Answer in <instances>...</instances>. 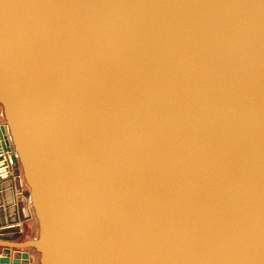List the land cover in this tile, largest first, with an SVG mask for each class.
<instances>
[{
    "label": "water",
    "instance_id": "1",
    "mask_svg": "<svg viewBox=\"0 0 264 264\" xmlns=\"http://www.w3.org/2000/svg\"><path fill=\"white\" fill-rule=\"evenodd\" d=\"M0 247L264 264V0H0Z\"/></svg>",
    "mask_w": 264,
    "mask_h": 264
},
{
    "label": "rangeland",
    "instance_id": "2",
    "mask_svg": "<svg viewBox=\"0 0 264 264\" xmlns=\"http://www.w3.org/2000/svg\"><path fill=\"white\" fill-rule=\"evenodd\" d=\"M32 232H33V230H32V227L30 225V222L29 221L25 222L23 224V234L20 236V239L30 237ZM31 259L33 262H35V263L37 262V256L34 253H31Z\"/></svg>",
    "mask_w": 264,
    "mask_h": 264
},
{
    "label": "crops",
    "instance_id": "3",
    "mask_svg": "<svg viewBox=\"0 0 264 264\" xmlns=\"http://www.w3.org/2000/svg\"><path fill=\"white\" fill-rule=\"evenodd\" d=\"M7 234L10 235L11 232H9V233H7ZM1 252H3V248H2V247H0V254H1Z\"/></svg>",
    "mask_w": 264,
    "mask_h": 264
}]
</instances>
